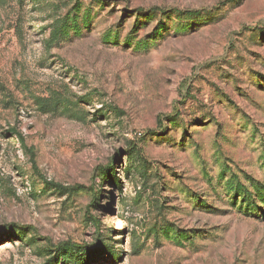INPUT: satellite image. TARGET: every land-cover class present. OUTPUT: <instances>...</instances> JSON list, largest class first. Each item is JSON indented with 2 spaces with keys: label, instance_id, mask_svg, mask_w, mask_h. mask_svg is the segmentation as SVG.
Instances as JSON below:
<instances>
[{
  "label": "rangeland",
  "instance_id": "obj_1",
  "mask_svg": "<svg viewBox=\"0 0 264 264\" xmlns=\"http://www.w3.org/2000/svg\"><path fill=\"white\" fill-rule=\"evenodd\" d=\"M0 264H264V0H0Z\"/></svg>",
  "mask_w": 264,
  "mask_h": 264
}]
</instances>
